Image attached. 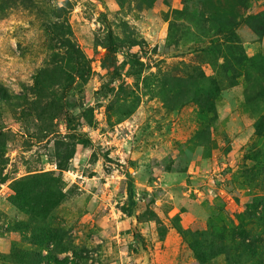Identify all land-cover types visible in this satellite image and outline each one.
Returning a JSON list of instances; mask_svg holds the SVG:
<instances>
[{"label":"rangeland","instance_id":"rangeland-1","mask_svg":"<svg viewBox=\"0 0 264 264\" xmlns=\"http://www.w3.org/2000/svg\"><path fill=\"white\" fill-rule=\"evenodd\" d=\"M0 12V264H264V0Z\"/></svg>","mask_w":264,"mask_h":264},{"label":"trees","instance_id":"trees-1","mask_svg":"<svg viewBox=\"0 0 264 264\" xmlns=\"http://www.w3.org/2000/svg\"><path fill=\"white\" fill-rule=\"evenodd\" d=\"M1 15L2 14L0 12V16ZM232 28H233V26H229V27L220 28V29L217 30L218 33H222V35H223L222 38L224 39L226 45L227 44H234L233 42H236V40H235V31L232 30ZM52 29L53 28H51V30ZM65 29L67 30V32L62 31V29H59L54 34L56 40L59 41L61 44L65 43V42L68 43L69 35H71L70 29H68V27L65 28ZM47 30L49 32L51 31L48 27H47ZM213 49H214V47H213ZM229 49H232V48H229ZM218 51H220V49ZM217 55L218 54L215 52V54L212 57H217ZM70 87H71V82L66 85V89L69 90ZM263 128H264V114L261 115L258 118V121H257V123L255 125V130H256L255 134L256 135L262 134L263 132H261V131H262ZM248 159H251V160L254 161L255 158H248ZM124 175L126 177V184H127L126 189H127V193H128V199H127L128 207H127V210H128L129 216L132 217V216H134L133 215V206L135 205V200H133V195H134L133 178H132L130 172L127 169L124 171ZM262 220L264 222V214H263ZM132 232H133V237L135 238V240L137 242L138 252H143L145 250V248H144L143 244L141 243L140 235L137 233L135 226H133Z\"/></svg>","mask_w":264,"mask_h":264}]
</instances>
